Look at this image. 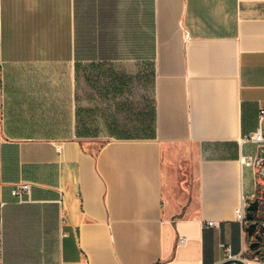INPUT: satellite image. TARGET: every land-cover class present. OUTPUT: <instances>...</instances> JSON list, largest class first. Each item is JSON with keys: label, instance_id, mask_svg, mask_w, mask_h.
Instances as JSON below:
<instances>
[{"label": "crops", "instance_id": "1", "mask_svg": "<svg viewBox=\"0 0 264 264\" xmlns=\"http://www.w3.org/2000/svg\"><path fill=\"white\" fill-rule=\"evenodd\" d=\"M263 109L264 0H0V264H262Z\"/></svg>", "mask_w": 264, "mask_h": 264}, {"label": "water", "instance_id": "2", "mask_svg": "<svg viewBox=\"0 0 264 264\" xmlns=\"http://www.w3.org/2000/svg\"><path fill=\"white\" fill-rule=\"evenodd\" d=\"M264 127V121H263ZM255 168L259 175L264 177V145L258 149ZM259 201L255 198L247 207V219L250 221L248 232L254 234V249H258L257 254L264 256V217L257 216ZM218 264H246L242 259L237 257H227Z\"/></svg>", "mask_w": 264, "mask_h": 264}, {"label": "built area", "instance_id": "3", "mask_svg": "<svg viewBox=\"0 0 264 264\" xmlns=\"http://www.w3.org/2000/svg\"><path fill=\"white\" fill-rule=\"evenodd\" d=\"M260 115H261V118H264V109L260 111ZM247 139H252L258 143H262L264 141V137L261 134V132L254 133L251 136H249ZM256 159H257V156H255L254 158L244 157L243 162L246 165H252L253 166V165H255ZM29 188H30L29 183H26V182L18 183L13 187L12 194L14 196H16L17 198L21 199V198H23L24 193H26L29 190ZM236 216L240 221L245 220V214L243 212L242 207H239L238 209H236ZM181 240H183V239L181 238ZM261 263L264 264V261H261Z\"/></svg>", "mask_w": 264, "mask_h": 264}, {"label": "flooded vegetation", "instance_id": "4", "mask_svg": "<svg viewBox=\"0 0 264 264\" xmlns=\"http://www.w3.org/2000/svg\"><path fill=\"white\" fill-rule=\"evenodd\" d=\"M262 179H263V181H264V177H262L261 175H259ZM258 201H259V207H262L263 206V208H264V194L263 193H260L259 194V198H258ZM257 216H259V217H264V211L263 210H261V211H259V213H257Z\"/></svg>", "mask_w": 264, "mask_h": 264}, {"label": "trees", "instance_id": "5", "mask_svg": "<svg viewBox=\"0 0 264 264\" xmlns=\"http://www.w3.org/2000/svg\"><path fill=\"white\" fill-rule=\"evenodd\" d=\"M254 256H256V257H257V256L263 257V255H258L257 253H256V255H254Z\"/></svg>", "mask_w": 264, "mask_h": 264}]
</instances>
